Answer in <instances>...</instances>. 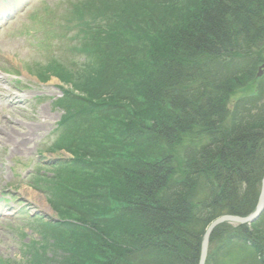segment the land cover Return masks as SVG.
<instances>
[{
	"label": "trees",
	"instance_id": "16d2710c",
	"mask_svg": "<svg viewBox=\"0 0 264 264\" xmlns=\"http://www.w3.org/2000/svg\"><path fill=\"white\" fill-rule=\"evenodd\" d=\"M75 8L71 54L36 75L62 83L64 116L39 153L58 158L29 177L55 219L20 212L34 234L21 263L199 264L209 225L261 193L264 0ZM206 264H264V212L217 227Z\"/></svg>",
	"mask_w": 264,
	"mask_h": 264
},
{
	"label": "rangeland",
	"instance_id": "374dc122",
	"mask_svg": "<svg viewBox=\"0 0 264 264\" xmlns=\"http://www.w3.org/2000/svg\"><path fill=\"white\" fill-rule=\"evenodd\" d=\"M84 4L85 0H0V79L7 81L0 83V259L9 264H22V253L34 235L20 216L24 210L20 203L24 202L23 212L54 214L45 194L29 184V177L38 164L46 166L58 158L47 151L40 158L39 153L52 143L64 116L55 104L63 97L60 82L53 78L39 83L28 73L36 77L45 71L49 52L67 50V41L50 38L51 31L67 26L76 35L78 29L69 21L75 18L78 25L79 17L70 12ZM44 42L51 44V50L42 49Z\"/></svg>",
	"mask_w": 264,
	"mask_h": 264
},
{
	"label": "water",
	"instance_id": "95a60500",
	"mask_svg": "<svg viewBox=\"0 0 264 264\" xmlns=\"http://www.w3.org/2000/svg\"><path fill=\"white\" fill-rule=\"evenodd\" d=\"M259 70L260 72L258 77H262L264 73V65L260 67ZM263 212H264V178L262 180V187H261L259 201L254 213H252L247 217L225 215L216 219L209 225L203 237L199 264H206L209 248H210L211 236L217 227H219L224 223L240 224V225L252 224L260 218Z\"/></svg>",
	"mask_w": 264,
	"mask_h": 264
},
{
	"label": "bare ground",
	"instance_id": "6f19581e",
	"mask_svg": "<svg viewBox=\"0 0 264 264\" xmlns=\"http://www.w3.org/2000/svg\"><path fill=\"white\" fill-rule=\"evenodd\" d=\"M0 83H7V81H4V80H1V79H0ZM1 95H2V94H1ZM2 99H3V100H7V97L2 96ZM16 102H17V101H14V105L17 104Z\"/></svg>",
	"mask_w": 264,
	"mask_h": 264
}]
</instances>
